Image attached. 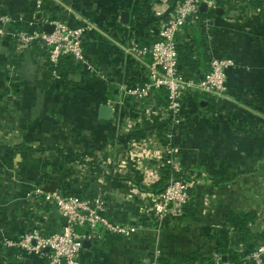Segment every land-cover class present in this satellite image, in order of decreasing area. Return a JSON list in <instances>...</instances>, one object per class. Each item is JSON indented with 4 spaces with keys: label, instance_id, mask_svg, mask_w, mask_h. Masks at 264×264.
Returning <instances> with one entry per match:
<instances>
[{
    "label": "crops",
    "instance_id": "1",
    "mask_svg": "<svg viewBox=\"0 0 264 264\" xmlns=\"http://www.w3.org/2000/svg\"><path fill=\"white\" fill-rule=\"evenodd\" d=\"M37 1L0 0V254L6 237L14 242L6 256L0 255V264H44L36 250H28L23 242L31 227L43 228L48 223L52 211L40 205L35 212L27 192L41 188L85 194L93 183L99 184L98 190L93 189L96 195L111 192L115 208L110 216L137 230L131 237L102 232L87 240L83 264L208 262L231 211L256 214L250 225V242L244 246L251 252L264 239L260 226L264 223V115L258 119L239 116L249 109L264 113L261 10L251 7L243 11L241 0H221L220 9L201 10L203 17L215 15L217 19L210 43L213 52L235 61L228 70V82L237 105H223L225 115L233 110L235 116L224 115L212 125L199 120L178 129L181 171L195 170L194 199L181 214L160 218L143 208L140 217L119 213L126 202L141 199L143 192L133 180L137 170L128 145L148 138L149 126L127 136L116 134V119L126 100L124 88L142 81L116 30L122 25L133 27L137 38L153 42L155 19L144 22L134 14L137 9L152 14L150 0H40V9ZM43 2L51 9H42ZM125 13L129 14L126 23ZM55 20L93 27L85 51L105 78L92 76L80 63L74 68L64 66L61 76L55 77L49 71L52 65L43 44L35 41L22 49L18 46L17 30H46ZM178 40L190 46L197 58L203 56L206 43L199 27L187 24ZM14 52L24 54L18 65L11 63ZM104 105L112 107L110 120L101 117ZM243 119L249 124L248 133L238 132ZM111 175H119V179ZM6 179L9 199L1 195ZM131 191L133 198L128 195ZM244 264L256 262L249 259Z\"/></svg>",
    "mask_w": 264,
    "mask_h": 264
},
{
    "label": "built area",
    "instance_id": "2",
    "mask_svg": "<svg viewBox=\"0 0 264 264\" xmlns=\"http://www.w3.org/2000/svg\"><path fill=\"white\" fill-rule=\"evenodd\" d=\"M220 2L221 0H150L152 14L141 9L135 10L134 14L137 19L144 22L155 19L153 42H140L133 27L122 25L116 30L126 57L142 78L136 85L124 88L126 100L123 108L127 107L133 112L134 108L136 109L137 113H133L129 119L134 120L135 124L144 125L145 121L153 118L163 131L160 134L161 136L163 134L165 148L162 157L161 152L152 149V145L149 146L145 142L137 145L136 170L143 174V184L146 187L161 178V168L166 163L172 165L175 170H181V165L174 156L176 148L173 144V131L174 127L184 120L183 110L187 104L185 99L190 90L198 91L214 102L225 99L230 91L228 70L235 65V61L231 56H221L213 52L210 43L217 19L215 15L211 18L203 17L200 8L201 4L205 3L207 8L218 10L221 8ZM41 4L42 2L38 0L36 7L40 9ZM189 23L199 27L203 32L205 52L209 56V67L198 79L186 76L181 71L179 63L178 36ZM50 24L54 25L52 32L41 29L23 31L22 34H17L18 39L23 46L41 41L49 53L48 60L53 67H57L62 57H69L82 64L86 70L98 75L99 68L91 63L85 51V42L93 27L87 23L72 26L62 20L51 21ZM53 75L59 78L60 70L54 69ZM162 91L166 92L164 104L159 103L157 96L158 92ZM197 108L195 107V111ZM213 110L209 113L201 107L196 113L199 116L208 113L212 116L217 115ZM134 142L135 145L137 141ZM157 157L160 159L157 160ZM152 159H156L157 162L151 163ZM132 187L131 189H134V186ZM132 193L128 192L131 198L134 197ZM143 193H140L143 211L147 214L156 211L160 218L169 213L181 214L192 199L190 184L180 179H172L160 194ZM111 196L109 190L93 197H82L60 190L45 191L41 188L31 191L29 199L35 212L39 210L40 205L53 204L63 217L64 223L61 231L48 235L43 233L42 227H31L26 232L23 245L28 250L35 249L43 258L44 264H83L81 255L85 241L100 237L102 232L131 237L137 230L131 223L110 216V210L115 208ZM260 226L264 229V223ZM99 227L101 231L98 230ZM12 245L13 240L5 238L0 255L6 256L8 248ZM212 259V264H233L225 261L217 251L212 254ZM249 259L255 260L256 264H264V239L246 256V262ZM148 264L161 263L154 260Z\"/></svg>",
    "mask_w": 264,
    "mask_h": 264
},
{
    "label": "trees",
    "instance_id": "3",
    "mask_svg": "<svg viewBox=\"0 0 264 264\" xmlns=\"http://www.w3.org/2000/svg\"><path fill=\"white\" fill-rule=\"evenodd\" d=\"M243 2L242 9L243 11L247 10L248 8L254 7L261 10V12L264 14V0H241ZM48 4L42 5V9H51L47 7ZM140 42H143V39L138 38ZM15 50V49H13ZM15 53V52H14ZM12 54L11 55V63L14 65L20 64V62L24 58L23 53L19 54ZM48 55V51H47ZM76 63V62H75ZM74 60L69 57H62L57 65V67H50L49 71L53 75L54 69H62L64 66L69 68H74L78 63L75 64ZM179 63H180V69L183 71V73L188 77H196L197 79L202 76L203 71V63H207V69L209 67V56L206 54L205 50L203 53V56L200 58H197L195 55V51L190 48V46L187 45H179ZM190 96V100H187V105L189 107L191 106H197L201 104L202 100L206 98V101L208 102L206 108H211L214 106H211V99L207 97L206 95H203L195 90H190L188 93ZM158 101L161 104H164L166 102V92H158ZM193 102H196V104H192ZM162 176L159 180L152 183L149 187H146L145 184H143V174L136 171L134 175V182L136 185L139 186L142 192H151L154 194H160L162 193L169 185L172 179H180L190 184V194L192 195V201L194 199L193 194V182L196 179L193 172H183L181 170H175L172 165L170 164H164L161 168ZM111 178L119 179V175H111ZM62 191V190H61ZM69 194H78L82 197H93L96 194L94 193L92 187L88 185L86 187V193L83 192H66ZM95 194V195H94ZM191 202V201H190ZM190 203L189 205H191ZM188 205V206H189ZM46 209L52 211V216L50 220L46 221V224H44L43 233L44 234H51L54 232L61 231L63 229V223L64 219L59 214L58 209L53 204H45L44 205ZM186 207L185 209H189V207ZM143 207V201L142 200H134L133 202L129 201L124 204L122 207L123 209L119 211L120 214L124 216H128V214H133L136 217L144 216L141 213ZM256 220V214L254 212H247L243 214H239L236 212H229L228 219L226 221V224L224 227L220 230V243L217 246L216 251L220 253L222 256H226L228 258V261L232 262L233 264H244L246 263V256L250 253V251L245 250L244 246L247 245L250 242L249 234H250V225L253 224ZM209 261L206 262L203 260L202 264H212L213 259L212 257L207 258ZM161 264H167L165 261H160Z\"/></svg>",
    "mask_w": 264,
    "mask_h": 264
},
{
    "label": "rangeland",
    "instance_id": "4",
    "mask_svg": "<svg viewBox=\"0 0 264 264\" xmlns=\"http://www.w3.org/2000/svg\"><path fill=\"white\" fill-rule=\"evenodd\" d=\"M23 31L29 32L28 30H17L16 33H14V35L16 37V40H17V43H18V46L21 47V49L24 48V47H28V46L33 44V42H31V43H28L27 45L23 46V43L18 39V36H17V34H22ZM0 32H2V30ZM40 43L42 44L41 41H40ZM90 72H91V75L94 76V77L105 78L103 74L99 73L98 75L97 74L95 75V74H93V71H90ZM124 100H125V98H124ZM187 100H190L189 94L186 95V99H185L186 103H187ZM204 100H206V98H204ZM226 102L229 103L228 106L229 105H237V101H236L235 97L233 96V94L230 93V91H229L228 95L226 96V98L223 99V100H220L218 102H214L211 99V106H214L213 108L204 107V109L207 110V112H209V113L211 112V110L214 109L213 112H215V113L217 112V115H215V116H212V114H209V113L204 115V116L197 115L199 109L201 107H203V105H201V104L198 105V108L196 109V111H195V107H197V106L189 107L187 104H186V106L184 105V110H183L184 120H182L181 123L177 124V126L174 127V131H173L174 132L173 144H174V146L176 148L174 156L176 158V161H178L180 163V165L183 164V158L181 156V153H180L179 149L176 146V144H177L176 140H177V136H178V129L181 130L183 128H185V129L189 128L191 126V124L193 125L194 123L199 122V120H203V122H207L209 125L218 123V121L220 119H222L223 116L225 115L224 111H227V110H225L223 108V105ZM192 104L194 105V104H196V102H193ZM207 104H208V102H207ZM122 106H121V110H122L121 111V115L119 117H117V119H116V131H117L116 134H117V136H121V134H123V136H127V135L130 134V132L133 133L136 130H138L139 128H146V127L149 126V133H147L149 135L148 138H146L145 140L142 139V140L137 141V143L135 145H134L135 142H130L129 145H128V147H129L128 150H129L130 156H131L130 159L133 161V163L135 165L134 168H136L135 154L137 155V150H138L137 149V145H139L140 142L141 143L145 142L149 146L152 145V149L153 150L157 149V150H154L155 152H161V154H162L161 157H162L163 156L162 152L165 151V148H164L163 139H162L163 138V134H162V136L160 135L161 132H163V131H161L162 127L160 126V124H157L156 120L155 119L153 120V118H152L150 121L149 120L145 121L146 123L144 125H139V124L137 125V124L134 123V120L133 121L129 120L131 118L130 116H132L133 113H137L136 109L134 108V112H133V111L129 110L127 107L122 108ZM219 106L221 107L220 109H219ZM248 111H249V113H246V114L240 112L241 115L239 117L243 118L246 115H250L251 118L254 117L255 119H258V118H260V116L264 115L263 112H261V111H259L257 109H253V110L249 109ZM230 112H232V113H228V115H225V116H227L228 118L233 119L232 116H235L233 114V110H230ZM133 116H135V115H133ZM140 117H141V115H139V118ZM133 119H134V117H133ZM168 123H171V122L168 121ZM240 123L241 124L239 126V131H238L239 133H246V132L248 133V132H250V130H248L249 129V124H247V122L244 119L240 120ZM236 126L238 127V125H236ZM247 127H248V129H246ZM157 128L159 129V132H157ZM123 130H124V132H122ZM172 130H173V128H172ZM188 136L186 138H188ZM192 139H193V137H192ZM133 152H134V155H133ZM158 159H160V158L157 157V160ZM157 160L156 159H152L150 162L155 164L157 162ZM88 167H91V166H88ZM181 169H182V167H181ZM7 175L8 174H5V176H7ZM8 181H9V179H6L5 181H3L4 187H3L2 191H1V195H2L3 199H9V197H10V196H8L9 195V188H8L9 182ZM30 192H27V198H28L27 200H29V202L31 203V201L29 199V193ZM150 214L151 215H154V214L156 215V211H152Z\"/></svg>",
    "mask_w": 264,
    "mask_h": 264
},
{
    "label": "water",
    "instance_id": "5",
    "mask_svg": "<svg viewBox=\"0 0 264 264\" xmlns=\"http://www.w3.org/2000/svg\"><path fill=\"white\" fill-rule=\"evenodd\" d=\"M206 7H207V5L205 4V3H203V4H201V10L203 11V9H206ZM129 16V14L128 13H125L124 15H123V19H124V17H125V20H124V23H126V17H128ZM45 29L48 31V32H52L53 31V29H54V25H52V24H47L46 26H45ZM181 67V66H180ZM207 104V101L206 100H202V102H201V105H206ZM101 117L104 119V120H110L111 118H112V107L111 106H109V105H104V106H102V109H101ZM98 186H99V184L98 183H93L92 184V189H94V190H98ZM89 242L88 241H85L84 242V245H85V247L87 246V244H88ZM223 259L225 260V261H227L228 260V258L226 257V256H223Z\"/></svg>",
    "mask_w": 264,
    "mask_h": 264
}]
</instances>
